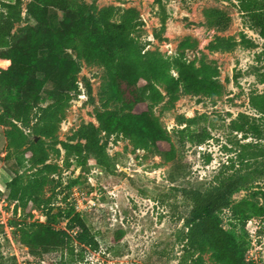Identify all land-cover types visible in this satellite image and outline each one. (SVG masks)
<instances>
[{"label": "trees", "instance_id": "obj_1", "mask_svg": "<svg viewBox=\"0 0 264 264\" xmlns=\"http://www.w3.org/2000/svg\"><path fill=\"white\" fill-rule=\"evenodd\" d=\"M161 1L157 0L159 4ZM236 1L249 27L264 38V0ZM26 12L36 25L12 42V27L21 11L16 4L0 1V60L6 61L0 66V125L6 128L5 161L15 157V164L8 167L13 177L5 184L6 198L15 203V210L20 208L24 213L31 203L47 217H64L67 223L65 228H57L48 221L17 220L11 235L37 260L56 253L60 264H74L84 260L85 252L99 249L96 235L87 220L72 209L65 212L59 208L52 213L51 197H45L44 190L59 171L58 164L48 161L46 143L51 139L52 145L56 143L65 111L79 95L81 63L98 65L104 73L101 107L95 112L98 125L89 124L80 130L85 143L61 142L66 158L74 156L80 165L90 162L109 169L105 148L98 139L100 133L121 135L134 149L153 151L165 161H173L175 145L154 105L166 96L177 99L181 90L211 97L221 95L223 87L217 80V66L205 54L187 58L186 50L196 46L189 36L171 56L146 49L139 39L142 23L135 8L108 5L94 12L83 0H30ZM204 15L209 27L222 29L229 23L228 16L215 8L205 9ZM237 44L255 46L241 34L239 42L221 37L211 48L231 50ZM259 81L264 83V72L259 74ZM249 103L258 116L240 113L229 128L253 141H235L240 146L235 158L230 157L205 187L178 189L189 207L178 236L182 245L179 264H206L203 256L207 253L219 264H247V242L224 228L220 213L228 209L241 229L252 215L264 216V189L262 204L248 198L232 202L236 191L264 177V91L252 94ZM112 104L120 107L110 109ZM200 117L205 115L189 118L177 130L198 145L211 138L205 127L190 130ZM0 264H9L1 250Z\"/></svg>", "mask_w": 264, "mask_h": 264}, {"label": "rangeland", "instance_id": "obj_2", "mask_svg": "<svg viewBox=\"0 0 264 264\" xmlns=\"http://www.w3.org/2000/svg\"><path fill=\"white\" fill-rule=\"evenodd\" d=\"M0 1L16 4L21 11L20 19L12 27V42L28 27L36 25L26 12L30 0ZM83 1L94 12L108 5L135 8L142 23L139 39L146 49H157L171 56L181 40L189 36L196 41V46L186 50L187 58L205 54L217 66V80L223 87L221 95L210 97L181 90L177 99L170 100L166 96L153 107L175 145L173 161H165L153 151L134 149L121 135L105 133H100L98 139L105 148L109 169L90 162L80 165L74 156L66 158L61 142L85 143L80 130L89 124L98 125L95 112L101 107L104 70L84 62L77 74L79 95L65 111L56 132V143L52 145V139L46 143L48 161L59 166V171L52 175L53 182L44 190L45 197H51L52 213H57L59 208L79 213L87 220L99 244L97 251L85 252L84 260L74 264H179L182 245L178 236L184 228L183 218L189 207L178 189L205 187L230 157L235 158L240 149L235 141H253L250 136L244 138L240 132L231 131L229 124L240 113L258 116L249 100L252 94L264 91V83L259 81V74L264 72V38L249 27L236 0H162L161 4L157 0ZM161 6L165 12L164 22ZM208 8L223 11L229 18L227 27H209L204 15ZM241 34L253 40L255 46L237 44L231 50L211 48L221 37L239 42ZM5 65L6 61L0 60V66ZM119 107L112 104L109 108ZM203 115L205 117H200L190 130L207 128L211 138L205 143L198 145L190 141L187 134L177 132L189 118ZM5 129L0 125V221H4L0 222V250L9 264H60L56 253H47L41 260L33 258L11 235L15 230L13 222L17 220L48 221L57 228H65L67 219L55 218L53 214L47 217L31 203L23 213L20 208L15 210L14 202L7 201L5 184L13 177L8 167L15 164V157L5 161ZM53 186H56L54 191ZM263 189L264 177L236 191L232 202L248 198L262 204ZM220 216L225 229L247 242V264H264V216L252 215L244 229L231 218L228 209ZM203 258L206 264H219L209 253Z\"/></svg>", "mask_w": 264, "mask_h": 264}, {"label": "built area", "instance_id": "obj_3", "mask_svg": "<svg viewBox=\"0 0 264 264\" xmlns=\"http://www.w3.org/2000/svg\"><path fill=\"white\" fill-rule=\"evenodd\" d=\"M0 222H1V223H4V221H2V219H1V221H0ZM4 226H5V227H7V225H6V224H5Z\"/></svg>", "mask_w": 264, "mask_h": 264}, {"label": "water", "instance_id": "obj_4", "mask_svg": "<svg viewBox=\"0 0 264 264\" xmlns=\"http://www.w3.org/2000/svg\"><path fill=\"white\" fill-rule=\"evenodd\" d=\"M38 138L36 137L35 140H37Z\"/></svg>", "mask_w": 264, "mask_h": 264}]
</instances>
